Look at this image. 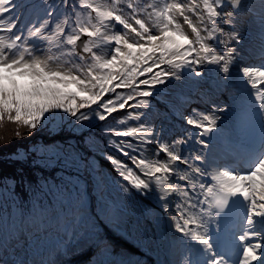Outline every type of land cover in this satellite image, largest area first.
I'll return each instance as SVG.
<instances>
[{
    "label": "snow or ice",
    "instance_id": "snow-or-ice-1",
    "mask_svg": "<svg viewBox=\"0 0 264 264\" xmlns=\"http://www.w3.org/2000/svg\"><path fill=\"white\" fill-rule=\"evenodd\" d=\"M149 258L264 264V0H0V264Z\"/></svg>",
    "mask_w": 264,
    "mask_h": 264
},
{
    "label": "rangeland",
    "instance_id": "rangeland-1",
    "mask_svg": "<svg viewBox=\"0 0 264 264\" xmlns=\"http://www.w3.org/2000/svg\"><path fill=\"white\" fill-rule=\"evenodd\" d=\"M122 239H124L127 242L126 245L129 246L130 250H133V251L136 250V244L134 243V241L126 239V238H122Z\"/></svg>",
    "mask_w": 264,
    "mask_h": 264
}]
</instances>
